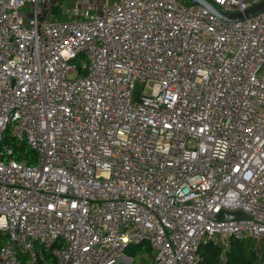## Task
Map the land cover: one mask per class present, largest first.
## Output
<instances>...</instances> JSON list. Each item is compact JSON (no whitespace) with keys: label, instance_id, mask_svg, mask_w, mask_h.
Returning a JSON list of instances; mask_svg holds the SVG:
<instances>
[{"label":"built area","instance_id":"obj_1","mask_svg":"<svg viewBox=\"0 0 264 264\" xmlns=\"http://www.w3.org/2000/svg\"><path fill=\"white\" fill-rule=\"evenodd\" d=\"M49 15L0 0V264H134L138 246L201 264L207 245L222 262L233 240L264 246V12L112 0Z\"/></svg>","mask_w":264,"mask_h":264},{"label":"trees","instance_id":"obj_2","mask_svg":"<svg viewBox=\"0 0 264 264\" xmlns=\"http://www.w3.org/2000/svg\"><path fill=\"white\" fill-rule=\"evenodd\" d=\"M190 3L191 0H185ZM14 157L16 159L29 160L33 157V150L26 144H19L15 147ZM256 243L250 240H233L231 248L226 251V261L220 260L222 249L220 246L207 245L202 248L201 264H264V246L261 251L255 248ZM146 249L150 250L149 247Z\"/></svg>","mask_w":264,"mask_h":264},{"label":"rangeland","instance_id":"obj_3","mask_svg":"<svg viewBox=\"0 0 264 264\" xmlns=\"http://www.w3.org/2000/svg\"><path fill=\"white\" fill-rule=\"evenodd\" d=\"M111 1L112 0H43L44 5L48 4V7L50 8V15L48 18L52 20H72L79 18L80 13L84 9L99 10L103 4ZM262 247V245L257 243L255 245L258 252L261 251ZM134 249V255L131 254L134 257V264H140L144 259L146 260H144L143 264H152L153 258L150 257V254L154 253V250H148L142 246L130 248V250Z\"/></svg>","mask_w":264,"mask_h":264},{"label":"water","instance_id":"obj_4","mask_svg":"<svg viewBox=\"0 0 264 264\" xmlns=\"http://www.w3.org/2000/svg\"><path fill=\"white\" fill-rule=\"evenodd\" d=\"M198 5L206 8L207 10L211 11L213 14L217 15L219 18L228 21V22H239L243 21L247 18H251L259 13L264 12V1L246 9L243 12H234V13H227L218 10L209 0H191ZM220 219H226V218H239L243 217V213L237 211V212H231L228 213L226 211H222L219 216Z\"/></svg>","mask_w":264,"mask_h":264},{"label":"crops","instance_id":"obj_5","mask_svg":"<svg viewBox=\"0 0 264 264\" xmlns=\"http://www.w3.org/2000/svg\"><path fill=\"white\" fill-rule=\"evenodd\" d=\"M262 246H263V245H262ZM143 247H144L145 249L147 248V246H143ZM151 252H152V251H151ZM134 253H135V250H133L132 254L134 255ZM150 257L153 258V253L150 254ZM144 260H146V259H144ZM144 260H143V262H144ZM143 262H142V263H143ZM148 264H150V263H148Z\"/></svg>","mask_w":264,"mask_h":264}]
</instances>
